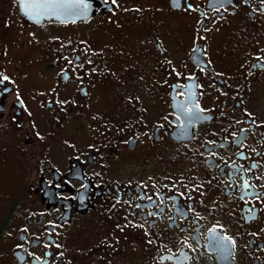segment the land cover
<instances>
[{
    "label": "flooded vegetation",
    "instance_id": "obj_1",
    "mask_svg": "<svg viewBox=\"0 0 264 264\" xmlns=\"http://www.w3.org/2000/svg\"><path fill=\"white\" fill-rule=\"evenodd\" d=\"M81 1L0 0V264H264V0Z\"/></svg>",
    "mask_w": 264,
    "mask_h": 264
},
{
    "label": "water",
    "instance_id": "obj_2",
    "mask_svg": "<svg viewBox=\"0 0 264 264\" xmlns=\"http://www.w3.org/2000/svg\"><path fill=\"white\" fill-rule=\"evenodd\" d=\"M21 15L30 21L56 19L66 22L84 13L81 0H19Z\"/></svg>",
    "mask_w": 264,
    "mask_h": 264
},
{
    "label": "snow or ice",
    "instance_id": "obj_3",
    "mask_svg": "<svg viewBox=\"0 0 264 264\" xmlns=\"http://www.w3.org/2000/svg\"><path fill=\"white\" fill-rule=\"evenodd\" d=\"M112 2L115 3V0H112ZM7 79H8L7 76H4V77H3V80H7Z\"/></svg>",
    "mask_w": 264,
    "mask_h": 264
}]
</instances>
